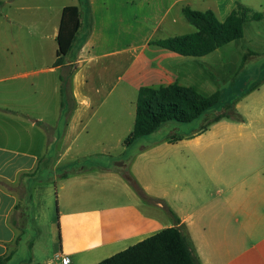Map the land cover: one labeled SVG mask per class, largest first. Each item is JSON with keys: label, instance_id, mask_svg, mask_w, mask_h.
<instances>
[{"label": "crops", "instance_id": "obj_1", "mask_svg": "<svg viewBox=\"0 0 264 264\" xmlns=\"http://www.w3.org/2000/svg\"><path fill=\"white\" fill-rule=\"evenodd\" d=\"M237 2L263 14L244 23L240 39L203 56L157 44L197 30L184 7L224 21ZM69 5L81 7V33L89 36L68 61L75 66L62 107L66 70L55 61ZM0 15L9 29L0 38L4 264H97L174 226L201 264H264V82L236 102L242 121L203 129L227 101L124 144L143 87L179 83L211 96L221 86L209 68L224 82L247 71L261 77L264 0H0ZM17 15L30 16L21 22L27 41L10 35ZM247 50L257 55L242 66ZM41 167L53 177L38 180ZM23 209L21 229L15 214Z\"/></svg>", "mask_w": 264, "mask_h": 264}, {"label": "trees", "instance_id": "obj_2", "mask_svg": "<svg viewBox=\"0 0 264 264\" xmlns=\"http://www.w3.org/2000/svg\"><path fill=\"white\" fill-rule=\"evenodd\" d=\"M80 5H89V0H79ZM183 16L196 31L187 35L171 37L157 42L158 45L185 56H203L223 45L240 39L243 34V25L247 21L259 20L263 14L237 2L231 13L224 21H220L211 10L202 12L189 7L182 9ZM92 24L89 25V31ZM81 7L69 5L64 7L61 24L57 36L58 50L56 66H64L65 72L60 76L62 107L68 103L70 93V76L73 64L69 59L76 55L89 36L81 33ZM257 54L247 50L242 66L251 56ZM221 89L211 96H204L194 88L173 83L167 86H148L141 88L137 102V115L133 131L125 139V146L132 145L137 139L150 135L169 121L181 123L192 122L209 109L223 105L231 90L223 87V82L217 73L208 69ZM261 77L249 83L250 79H242L238 84L234 78V86H238L237 93L227 109L216 113L203 126V129L221 119L242 121L243 117L235 108V104L242 97L259 87L264 82V69ZM232 85V83H231ZM129 180L144 199H149L132 176ZM9 257L0 260L4 264ZM97 264H201L199 257L191 247L181 228L174 226L166 228L147 239L123 250Z\"/></svg>", "mask_w": 264, "mask_h": 264}, {"label": "rangeland", "instance_id": "obj_3", "mask_svg": "<svg viewBox=\"0 0 264 264\" xmlns=\"http://www.w3.org/2000/svg\"><path fill=\"white\" fill-rule=\"evenodd\" d=\"M58 1H60V3H63V2H68V1H70V2H76V0H58ZM21 16V15H20ZM13 16V19H14V22H13V25H11V27H12V29L10 30V35L12 34V35H14L15 37H17V39H21V40H25V41H27L28 40V38H29V34H28V32L30 31V28H25V27H23L22 26V24H21V22H25V21H27L28 20V18H30V16H28V15H25V16ZM4 15H0V21H1V37L0 38H6L7 37V35L9 34V29H7L6 28V26L5 25H7L5 22V19H4ZM250 66H255V67H258L259 66V64H257V63H252ZM253 68V67H252ZM240 75H242V79H246L245 78V76H247L248 78L247 79H250L249 80V83H254V82H256L258 79H259V77H260V74L258 73L257 75H256V77L255 78H253V77H251V76H253L254 74H249V72L247 71V73H245V74H243L242 72L241 73H238L237 74V77H236V80L238 81V84L241 82V81H243L242 79H240L239 77H240ZM249 75H251V76H249ZM250 77V78H249ZM221 81L223 82L222 84H223V87L224 88H226V89H229V90H231V93H230V95L229 96H227V101H233V99H234V97H235V94L237 93V90H238V86H234V84H233V82L235 81L234 79H232L231 81H229V82H224L222 79H221ZM231 83H232V85H231ZM175 122V121H174ZM117 163H119V162H117ZM116 163V164H117ZM49 177H53V171L52 170H44L42 167L39 169V170H37V178H38V180L40 179V180H42V179H44V178H49ZM22 179H24L23 177L21 178V181H24V180H22ZM18 189H21L20 187H18ZM19 191H22V190H19ZM24 210V209H23ZM22 210V212H19V213H16L15 214V219L16 220H18V226H19V228H21L22 229V227H23V220H24V217H25V214H27V213H29L28 211L26 212L25 210V212Z\"/></svg>", "mask_w": 264, "mask_h": 264}, {"label": "water", "instance_id": "obj_4", "mask_svg": "<svg viewBox=\"0 0 264 264\" xmlns=\"http://www.w3.org/2000/svg\"><path fill=\"white\" fill-rule=\"evenodd\" d=\"M118 165H120V166H121V165H123V164L120 162Z\"/></svg>", "mask_w": 264, "mask_h": 264}, {"label": "built area", "instance_id": "obj_5", "mask_svg": "<svg viewBox=\"0 0 264 264\" xmlns=\"http://www.w3.org/2000/svg\"><path fill=\"white\" fill-rule=\"evenodd\" d=\"M51 264H57L56 262H54V263H51Z\"/></svg>", "mask_w": 264, "mask_h": 264}]
</instances>
